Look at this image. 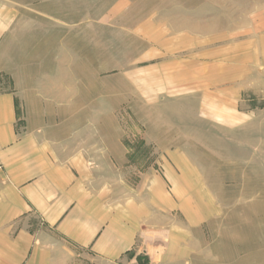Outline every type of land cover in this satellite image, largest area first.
<instances>
[{
  "label": "rangeland",
  "instance_id": "374dc122",
  "mask_svg": "<svg viewBox=\"0 0 264 264\" xmlns=\"http://www.w3.org/2000/svg\"><path fill=\"white\" fill-rule=\"evenodd\" d=\"M259 6L40 0L0 47L7 142L21 147L0 163L19 160L26 186L44 161L71 167L119 221V264H264V169L249 159L264 155V125L247 115L264 71ZM14 190L0 177V264H55L49 224L6 209Z\"/></svg>",
  "mask_w": 264,
  "mask_h": 264
},
{
  "label": "crops",
  "instance_id": "0c3cea01",
  "mask_svg": "<svg viewBox=\"0 0 264 264\" xmlns=\"http://www.w3.org/2000/svg\"><path fill=\"white\" fill-rule=\"evenodd\" d=\"M257 3L261 5L258 8L261 7V10L264 11V0H257ZM39 9L40 0H0V47L4 48L11 37L17 34V26L22 21L21 18L25 12L30 11L38 14ZM262 40H264V35ZM259 65L261 69H264V61H261ZM255 85L257 90L256 97L253 100L255 107L247 115L248 119L255 117L264 125V71L257 69V82ZM14 112L13 95L0 96V149H5L6 154L14 149L21 148L18 146L10 147L7 142L12 135L11 132H13L11 126L15 119ZM244 117V113H241V120L244 121ZM261 135V137H264V131L261 132ZM260 145L264 147V141L258 143L257 148ZM1 150L0 152L5 154ZM3 154H0V156ZM256 154L255 159L254 157L249 158L250 162H256V169H264V155L261 159L258 156L259 151ZM11 160L9 158L7 161L0 163L1 181L6 184L9 179L15 189L16 205L12 204V200L10 206L6 209L15 211L16 215L19 216L23 215L24 212L36 214L49 224V233H53V237L49 240L52 242L55 240L56 244H54V248L49 244L47 252L49 258H52L54 251L57 252L55 264H62L58 261V257L63 254L67 255L63 264H80V258H84L90 264H119L121 248L124 247L121 245L119 221L114 224L112 213L110 216L108 212L104 213V204L94 202L95 199H91L87 193V184L74 177L71 167L61 165L57 169L54 163L44 161L42 165H37L38 168L34 172H31L30 177L34 178V181L26 186L25 176L13 172V169H18L19 160L14 162ZM0 201L1 203H8L7 195L5 194V197L1 196ZM8 231V229H5L6 233ZM18 231L19 233H25L24 230L19 229L14 232L18 233ZM64 242L69 244L68 249L67 247L63 249ZM74 249L84 251V255H77ZM35 252L33 257L38 256ZM41 254V258L44 259V254L47 253L43 249ZM48 264H51V262Z\"/></svg>",
  "mask_w": 264,
  "mask_h": 264
}]
</instances>
